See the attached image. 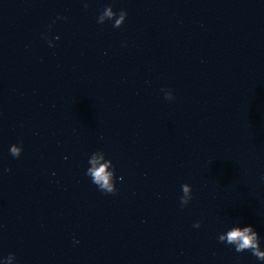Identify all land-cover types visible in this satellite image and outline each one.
<instances>
[{
  "label": "water",
  "instance_id": "obj_1",
  "mask_svg": "<svg viewBox=\"0 0 264 264\" xmlns=\"http://www.w3.org/2000/svg\"><path fill=\"white\" fill-rule=\"evenodd\" d=\"M97 148L115 193L85 175ZM234 222L264 236V0H0V256L260 264L218 240Z\"/></svg>",
  "mask_w": 264,
  "mask_h": 264
},
{
  "label": "clouds",
  "instance_id": "obj_2",
  "mask_svg": "<svg viewBox=\"0 0 264 264\" xmlns=\"http://www.w3.org/2000/svg\"><path fill=\"white\" fill-rule=\"evenodd\" d=\"M84 6H88V0H84ZM128 10L121 8L117 11L114 3H107L97 17V23L103 24L105 21H113V27H120L124 24L128 17ZM68 17L60 14L52 23ZM52 25H49V32ZM49 32L42 33V38L47 39L49 46H54L53 39L50 37ZM55 39H59L57 35ZM126 43V41H125ZM161 91L168 100L175 98V92L172 88H162ZM23 152L22 143H13L10 147V153L14 157H19ZM88 167L86 168L85 175H87L91 182L104 193H115L118 191V180L122 177L117 176V169L114 160L108 156L103 148H97L88 157ZM182 194L179 197L180 207L185 208L192 201L194 197L193 185L190 182H184L181 185ZM202 221L197 220L194 223L195 228L201 227ZM218 240L226 243L234 248L236 252H244L250 250L251 253L257 258L260 264H264V236L261 235L259 230L254 224L244 222H234L227 230L222 231L218 235ZM78 242V241H77ZM0 264H22L17 259L16 253L12 252L7 256H0Z\"/></svg>",
  "mask_w": 264,
  "mask_h": 264
}]
</instances>
